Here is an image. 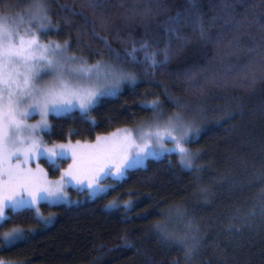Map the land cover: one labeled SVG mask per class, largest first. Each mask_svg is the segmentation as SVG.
<instances>
[{
    "label": "trees",
    "instance_id": "16d2710c",
    "mask_svg": "<svg viewBox=\"0 0 264 264\" xmlns=\"http://www.w3.org/2000/svg\"><path fill=\"white\" fill-rule=\"evenodd\" d=\"M89 2L48 0L60 30L42 37L71 38L73 51L87 56L89 49H102L91 37L94 26L123 54L131 44L129 35L139 39L144 33L141 14L166 6L174 16L188 6L187 0H96L102 9H92ZM0 3H11L19 12L32 0ZM198 4L209 40L193 36L171 57L166 70H140L136 85L124 87L92 113L95 124L82 122L78 114L75 119L51 116L54 128L51 135L45 134L47 142L92 140L152 119L151 110L143 106L156 98L162 112L173 113L177 109L165 96L167 89L169 96L193 109L190 114L201 129L199 139L191 143L198 149L194 170L183 167L177 154H167L130 170L106 195L91 198L83 190L73 199L76 203H41L40 213L51 215L52 222L39 225L30 212L14 217L16 225L37 231L0 252V259L12 264H264V0ZM65 7L83 15L73 16ZM165 18L152 17L153 23ZM104 22L110 25L107 30ZM116 31L123 43L113 35ZM186 31L191 35V29ZM70 131L77 134L69 137ZM114 199L121 205L131 200L135 206L108 208ZM156 225L169 234L167 240ZM13 226L0 228V234ZM193 234L200 247L189 260L185 244L192 243Z\"/></svg>",
    "mask_w": 264,
    "mask_h": 264
},
{
    "label": "snow or ice",
    "instance_id": "6c2138e0",
    "mask_svg": "<svg viewBox=\"0 0 264 264\" xmlns=\"http://www.w3.org/2000/svg\"><path fill=\"white\" fill-rule=\"evenodd\" d=\"M187 5L174 16L168 14L166 6L155 13L149 10L141 14L139 22L144 33L139 39L130 34L131 44L123 54L93 26L91 37L102 49H89L86 56L82 50L80 54L73 51L71 38L42 42V36L50 31L58 34L60 30L59 23L51 17L48 0H32L19 12L13 11L16 6L11 3H0V228L14 225L0 234V252L17 247L37 231L34 227L16 225L14 217L30 212L37 224H50L53 217L40 213V202H63L68 184L74 182L82 190H90L91 197L106 195L127 178L130 170L146 167L149 159L172 153L179 155L183 167L194 170L198 154L187 146L199 139L201 129L195 127L196 122L188 115L193 109L169 96L167 89L165 96L177 111L165 116L162 102L156 98L143 106L151 110L152 119L139 129L118 130L111 137L97 136L94 145H81L77 141L73 146L69 139L68 144L50 148L44 147L41 135L52 134L54 125L49 123V116L75 119L78 114L82 122L95 124L92 113L107 98L118 96L125 84L136 85L140 70L151 69L153 73L166 70L171 57L193 36L209 40L198 0H187ZM87 6L102 9L96 0H90ZM63 10L73 16L83 15L68 7ZM154 15L166 18L153 23ZM84 19L87 24V18ZM104 23L107 30L110 25ZM187 29H191V35ZM113 35L124 42L119 31ZM75 43L79 45L80 41ZM93 56L98 59L93 60ZM35 114L40 116L39 122L28 123ZM76 134L70 131L69 137ZM167 142L174 147L167 148ZM69 152L73 163L58 181H49L38 163L35 169L32 167L34 160L44 156L58 170ZM105 179H113L115 183L104 185ZM121 206L131 210L135 205L131 200L121 205L119 199H114L108 208ZM261 211L264 213V203ZM188 227L191 229V225ZM156 228L164 239L169 238L159 225ZM191 241L190 245L185 244L189 260L200 247L195 234ZM128 247L132 249L135 245ZM0 264L10 262L0 260Z\"/></svg>",
    "mask_w": 264,
    "mask_h": 264
},
{
    "label": "rangeland",
    "instance_id": "374dc122",
    "mask_svg": "<svg viewBox=\"0 0 264 264\" xmlns=\"http://www.w3.org/2000/svg\"><path fill=\"white\" fill-rule=\"evenodd\" d=\"M41 40H42V42H46L47 40H54V39H45V38L41 37ZM54 41H58V40H54ZM76 54H78V53H76ZM92 59L95 60V58H92ZM96 59H98V58H96ZM129 85H132V84H125V85L123 86V88L126 87V86H129ZM123 88H122V89H123ZM163 113L165 114V116H169V115L172 114V113H167V112H163ZM188 115H189V117H190L191 119H193V120L196 118L195 115H191L190 113H188ZM50 119H51V116H49V123H50ZM39 120H40V116H39L38 114H35L32 118L29 119L28 123H30V124H36V123L39 122ZM150 122H151V119H150V120H149V119H147V120H141L140 122H138V123H136V124L126 125V126H123V127H119V128L113 129V130H111V131H108V132H106V133L99 134V135H97V136H100V137H111V136L113 135V133H116L118 130L122 131V130H124V129H129V130L139 129V128L143 127L146 123H150ZM195 127L198 128V127H199V124L195 123ZM145 130H147V129H145ZM41 135H42L43 140H44V142H45V143H44V147H49V148H50V147H52V145H57V146H59V145H61V144H68V142H69V140L56 141V142H47L46 139H45V134L42 133ZM97 136H95V138L92 139V140H79V139L71 140V144H72L73 146H75V145H76V142L79 141L81 145H85V144H88V145H94V144H96V137H97ZM166 147H167V148H173L174 146H173V144H172L171 142H167V143H166ZM187 147L191 150L192 153H194V154H198V149H194V148H192V147H191V144L188 145ZM174 154H176V153H174ZM165 155H167V154H165ZM165 155H163V156H165ZM177 156H178V159L180 160L179 155H177ZM197 156H198V155H197ZM197 156H196V158H195V160H194V165H195V162H196V160H197ZM37 163L39 164V167H40L41 169H43L44 172L47 173V179H48L49 181H58V180H60V178H61V173H62L65 169H67L68 166H69L70 164L73 163V160H72V158H71V153L69 152V153L67 154L66 158L64 159L63 163L60 165V167H59L58 170L53 169V168L49 165V163L46 162V159H45L44 156H41L38 160H34V161H33V163H32V167H33V169L36 168ZM110 180H113V179H105V180L103 181V184H104V185L111 184ZM83 190L86 191L85 194H86L87 197H91V196L89 195V191H90V190H88V189H86V188L83 189ZM83 190L81 189V186H80V185H77V184H75L74 182L71 183V184L66 185V186H65L66 199H65L63 202L56 203V204H61V203H67V204H69V201H70V203L75 202L76 200H73V199H75V198L77 199V197L80 196V195H78V192L81 193V194H83V193H84V192H82ZM98 195H100V194H98ZM98 195H97V196H98ZM91 198H92V197H91ZM41 203H47V202H45V201H41L40 204H41ZM75 203H76V202H75ZM47 204H49V203H47ZM50 205H51V204H50ZM6 211H7V210H6ZM9 229H10V228H9ZM7 230H8V229H7ZM7 230H5V231H7ZM0 260H3V259H0ZM4 261H6V262H10V264L13 263V261H10V260H4Z\"/></svg>",
    "mask_w": 264,
    "mask_h": 264
}]
</instances>
